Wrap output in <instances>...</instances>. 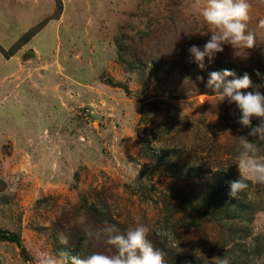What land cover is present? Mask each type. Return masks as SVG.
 <instances>
[{"label": "rangeland", "instance_id": "1", "mask_svg": "<svg viewBox=\"0 0 264 264\" xmlns=\"http://www.w3.org/2000/svg\"><path fill=\"white\" fill-rule=\"evenodd\" d=\"M249 3L255 46L201 70L188 49L212 34L206 0H0V230L23 249L0 241V264L111 255L86 231L137 222L164 264H264V185L228 196L251 129L205 87L232 66L264 95V6Z\"/></svg>", "mask_w": 264, "mask_h": 264}, {"label": "clouds", "instance_id": "2", "mask_svg": "<svg viewBox=\"0 0 264 264\" xmlns=\"http://www.w3.org/2000/svg\"><path fill=\"white\" fill-rule=\"evenodd\" d=\"M258 3L264 6V0H258ZM250 8L249 0H206L200 15L212 29V34L202 49L196 45L188 49L190 62L203 70L206 67L205 59L211 62L217 53L224 51L225 44L236 49L253 48L256 37L246 31ZM258 28L264 30V19L259 21ZM209 75L205 87L218 94L221 102L227 100L229 105L235 104L238 109L236 123L241 126V130L251 129L246 136H239L236 165L240 177L231 182L228 193L229 199H237L247 189L249 181L264 185V161L257 158L258 149L253 142L254 139L264 141V95L259 91H242L252 87L247 74L231 80L227 78L235 74L227 69L213 71ZM198 79L203 80V77ZM254 118L259 121L255 126L252 123ZM149 232V227L139 222L124 233H120L114 225L100 229L89 228L85 233L86 240L108 245V251L114 250L113 254L92 252L81 259L79 256H71L67 251H59L55 255L42 253L38 264H164V253L154 248L148 238ZM59 241L62 245L68 243L63 233ZM222 264H228L227 260Z\"/></svg>", "mask_w": 264, "mask_h": 264}, {"label": "trees", "instance_id": "3", "mask_svg": "<svg viewBox=\"0 0 264 264\" xmlns=\"http://www.w3.org/2000/svg\"><path fill=\"white\" fill-rule=\"evenodd\" d=\"M27 39H28V37H23L22 42L27 41ZM219 69H220V71H223L225 69L232 71L235 74V76H233V77H236V78H242L245 75V73H242L238 68H234L232 66H225V67H222ZM0 241H4L7 243L14 244L17 248L21 249L20 251L23 250L21 243H20V240H19L18 236L15 234L0 230Z\"/></svg>", "mask_w": 264, "mask_h": 264}, {"label": "crops", "instance_id": "4", "mask_svg": "<svg viewBox=\"0 0 264 264\" xmlns=\"http://www.w3.org/2000/svg\"><path fill=\"white\" fill-rule=\"evenodd\" d=\"M17 1H19V2H21V0H17ZM31 1H33V0H31ZM1 60V59H0ZM3 62V61H2Z\"/></svg>", "mask_w": 264, "mask_h": 264}]
</instances>
